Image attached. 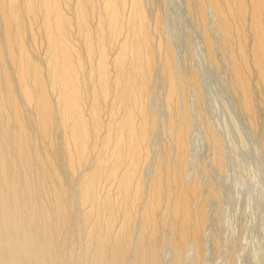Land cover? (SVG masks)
I'll return each mask as SVG.
<instances>
[{
  "label": "bare ground",
  "instance_id": "1",
  "mask_svg": "<svg viewBox=\"0 0 264 264\" xmlns=\"http://www.w3.org/2000/svg\"><path fill=\"white\" fill-rule=\"evenodd\" d=\"M147 6L0 0V264H164L167 246L175 264L192 250L202 264L208 201L218 196L188 180L193 119L221 172L224 146L207 117L192 115L198 74L179 72L160 13ZM186 7L208 58L224 53L264 146V0Z\"/></svg>",
  "mask_w": 264,
  "mask_h": 264
},
{
  "label": "rangeland",
  "instance_id": "2",
  "mask_svg": "<svg viewBox=\"0 0 264 264\" xmlns=\"http://www.w3.org/2000/svg\"><path fill=\"white\" fill-rule=\"evenodd\" d=\"M147 7L151 14L160 13L162 36L172 43L179 72L184 76L198 74L204 97L197 98L192 91L187 94L192 115L197 116L200 112L207 117L224 146L226 167L221 172L213 165L209 143L205 140L198 116H195L188 180L199 177L203 181L204 192L208 194L207 187L212 184L218 196L217 201L212 198L208 201L210 218L203 238L206 249L202 264H264L262 132L251 127L238 99H235L230 70L224 62L220 46L216 47L218 52L215 50L216 63L208 58L198 25L186 7V0H148ZM214 29L212 31L219 45L221 37ZM156 80V90L151 99L154 107L159 106L157 98L162 88L161 79L157 77ZM262 105L259 113L264 117ZM161 136V132H157L152 140L151 147L155 150L160 148ZM149 169L147 171L152 170ZM216 239L219 246H216ZM165 251L164 264H175L169 246ZM194 258L195 250H192L179 264H193Z\"/></svg>",
  "mask_w": 264,
  "mask_h": 264
}]
</instances>
